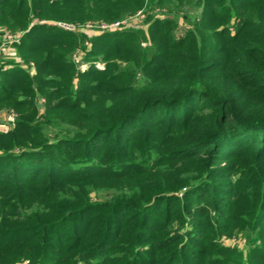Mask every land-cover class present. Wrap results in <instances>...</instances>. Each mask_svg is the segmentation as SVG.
I'll list each match as a JSON object with an SVG mask.
<instances>
[{
    "label": "trees",
    "instance_id": "1",
    "mask_svg": "<svg viewBox=\"0 0 264 264\" xmlns=\"http://www.w3.org/2000/svg\"><path fill=\"white\" fill-rule=\"evenodd\" d=\"M0 29V264H264V0H0Z\"/></svg>",
    "mask_w": 264,
    "mask_h": 264
},
{
    "label": "rangeland",
    "instance_id": "2",
    "mask_svg": "<svg viewBox=\"0 0 264 264\" xmlns=\"http://www.w3.org/2000/svg\"><path fill=\"white\" fill-rule=\"evenodd\" d=\"M142 19H143V17L141 14H136L135 16H131V17H128L127 19H123L121 21H118V22H123V23H121L117 27H110L107 30H102L101 25H103V23L89 22L86 24L78 25V26L71 25L72 27L69 28L67 31L81 33L82 35L86 36V38H91V37H93L99 33L104 32V31L113 32V31H116L119 29H125V28L142 29V28H144V25L142 23ZM57 23H62V22H48V24L51 26H56L55 24H57ZM3 30L7 31L5 29H0V33H1L0 37L2 40H3V38H2ZM18 36H19V34L17 35V38H18ZM17 41H18V39H17ZM2 42L3 43L0 46V62H8L10 60L19 61L18 56L16 55L15 51L12 49V46L14 45L15 42L10 43V42H7L6 40H3ZM83 45L85 47H87L88 42L85 41L83 43ZM74 61L75 62L79 61V57L77 54L74 55ZM103 66H104V64L101 62L95 63V67L97 69H102ZM86 67H87L86 65H79L78 66L80 71L84 70ZM0 70H1V66H0ZM29 72H30V74L34 73L32 66H30ZM15 118H16V114L12 110L1 112L0 113V132L9 131L12 127V124H13ZM218 242H219V244H221L223 246L236 247L242 253L245 252L246 246H247L246 239L241 233H239V234L233 233L231 236L221 235L218 238Z\"/></svg>",
    "mask_w": 264,
    "mask_h": 264
},
{
    "label": "built area",
    "instance_id": "3",
    "mask_svg": "<svg viewBox=\"0 0 264 264\" xmlns=\"http://www.w3.org/2000/svg\"><path fill=\"white\" fill-rule=\"evenodd\" d=\"M137 14H140V13H137ZM121 23H123V22H115V23L108 24V25L107 24H103V25H101V28H102V30H107L110 27H117ZM55 25L58 28H61V29H64V30H68L69 28L72 27L70 24H66V23H57ZM2 38H3V40H6L7 42H10V43L16 42L17 39H18L17 35L11 34L10 32L4 31V30H3Z\"/></svg>",
    "mask_w": 264,
    "mask_h": 264
}]
</instances>
